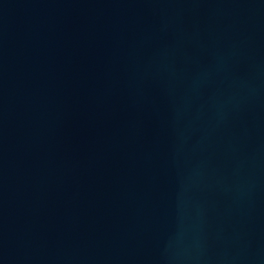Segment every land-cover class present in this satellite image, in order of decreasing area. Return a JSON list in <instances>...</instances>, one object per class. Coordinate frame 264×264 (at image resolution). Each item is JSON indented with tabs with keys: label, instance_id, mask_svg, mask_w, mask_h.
I'll list each match as a JSON object with an SVG mask.
<instances>
[{
	"label": "water",
	"instance_id": "water-1",
	"mask_svg": "<svg viewBox=\"0 0 264 264\" xmlns=\"http://www.w3.org/2000/svg\"><path fill=\"white\" fill-rule=\"evenodd\" d=\"M0 264H264V0H0Z\"/></svg>",
	"mask_w": 264,
	"mask_h": 264
}]
</instances>
